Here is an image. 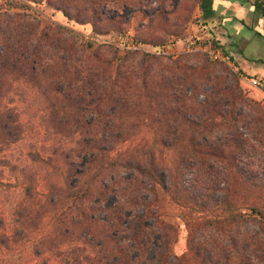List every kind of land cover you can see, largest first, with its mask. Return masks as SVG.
Here are the masks:
<instances>
[{"label":"rangeland","instance_id":"obj_1","mask_svg":"<svg viewBox=\"0 0 264 264\" xmlns=\"http://www.w3.org/2000/svg\"><path fill=\"white\" fill-rule=\"evenodd\" d=\"M200 1L0 0V11L18 14L15 40L23 38L28 49L40 50L47 66L44 73L37 70L34 74L4 70L1 79V104L15 114L20 129L7 131L0 123V264H67L65 245L59 243L67 240L60 234L59 212L71 203L69 195L75 191L69 187L70 162L73 159L79 167L88 158L86 137L78 135V129L97 127L96 122L90 123L97 116L93 91L104 84L103 72H114L118 62L131 74L154 80L179 70L172 69L176 61L180 73L189 75L183 84L184 75L178 73L179 87L197 104L184 110L185 118L176 123L172 120L177 113L138 123L135 131L140 133L120 148L143 138L149 143L170 142L163 138L165 130L189 133L195 123L204 126L210 119L205 108L219 103L221 115L204 138L209 144L222 143L223 158L217 168L224 175L209 193L220 196L228 190L235 201L264 195V184L260 185L264 179V86L251 82L262 77L264 83V16L253 11V0H215L216 14L207 19ZM128 33L144 47L120 49L117 41ZM108 34L112 37L108 42L91 38ZM171 41L176 43L175 53L157 51ZM208 45L229 53L232 63L212 59L205 49ZM68 81L77 91L72 100L62 97L61 88ZM225 81L237 85L241 99L234 101L221 92ZM101 110L112 108L104 102ZM173 152L167 149L159 158L174 162ZM191 176L188 171L184 179ZM212 176L207 174V180ZM53 192L56 205L51 203ZM159 197L163 217L178 227L173 250L178 255L187 253L190 236L180 218L181 207L161 187ZM114 201L111 195L106 205ZM30 209L41 212L36 222V211ZM54 236L57 242L51 241Z\"/></svg>","mask_w":264,"mask_h":264},{"label":"trees","instance_id":"obj_2","mask_svg":"<svg viewBox=\"0 0 264 264\" xmlns=\"http://www.w3.org/2000/svg\"><path fill=\"white\" fill-rule=\"evenodd\" d=\"M214 1H200L204 18L216 14ZM251 6L264 16V0H253ZM17 15L0 11V84L4 70L23 69L34 74L37 70L44 73L47 67L40 50L28 49L23 38L15 40ZM119 63L114 72H103L104 84L93 91L92 104L97 116L90 123L96 122L97 127L78 129V135L86 137L83 144H87L88 158L77 167L71 154H66L72 159L69 187L75 190L69 195L71 203L59 212L60 234L67 239L59 243L65 245L67 264H264V195L243 196V200L235 201L228 190L220 196L209 193L223 181L224 175L217 168L223 158L222 143L209 144L204 138L221 115L219 103L218 107L214 104L205 108L210 119L204 126L190 120L196 125L189 133L165 130L163 138L170 142L149 143L142 137L126 149L120 148L140 133L135 131L138 123L161 120L174 113L178 115L172 121L179 122L186 116L184 110L196 102L179 87L178 73L184 75L183 84L188 82L189 75L180 73L176 61L172 69L179 70L154 80L131 74ZM59 73L63 75L62 71ZM208 76L210 79L212 74ZM69 82L61 92L64 99L72 100L77 91ZM221 90L234 101L242 98L237 85L230 86L225 81ZM2 98L0 91L1 128L17 132L18 120L14 113L5 111ZM104 102L111 106V111L101 110ZM129 124L133 126L128 127ZM167 149L176 154L174 162L159 158L165 156ZM188 171H192V176L185 180ZM207 174L214 176L207 180ZM263 184L261 178L260 185ZM160 187L181 207L180 218L190 236L187 253L178 255L173 250L179 231L163 217L157 205ZM53 195L51 203L56 205L57 194ZM111 195L115 201L106 205ZM30 211H36L35 222L40 219V210ZM249 224L253 227L240 230ZM57 236L51 241L57 242Z\"/></svg>","mask_w":264,"mask_h":264},{"label":"built area","instance_id":"obj_3","mask_svg":"<svg viewBox=\"0 0 264 264\" xmlns=\"http://www.w3.org/2000/svg\"><path fill=\"white\" fill-rule=\"evenodd\" d=\"M93 40H97L99 42H108L111 41L112 37L110 34L108 35H103V36H92L91 37ZM197 41V40H196ZM117 46L122 49V50H134V49H138L141 47H144V44L141 43L134 34L128 33L125 35H121L120 38L117 41ZM176 46V43L174 41H171L167 44H164L163 46H161L157 51H159V53H175V49H173ZM201 46V45H199ZM172 48L173 50H170L169 48ZM206 50L209 52L210 56L212 59L214 60H219V61H225L228 63H232V56L223 51L221 48H215L212 45H208L205 46ZM251 82L255 85L258 86H264L263 83V78L262 77H255L251 79Z\"/></svg>","mask_w":264,"mask_h":264},{"label":"crops","instance_id":"obj_4","mask_svg":"<svg viewBox=\"0 0 264 264\" xmlns=\"http://www.w3.org/2000/svg\"><path fill=\"white\" fill-rule=\"evenodd\" d=\"M259 69V68H258Z\"/></svg>","mask_w":264,"mask_h":264}]
</instances>
